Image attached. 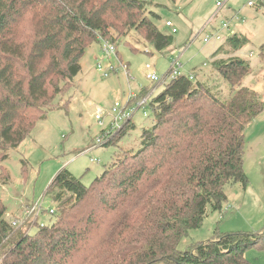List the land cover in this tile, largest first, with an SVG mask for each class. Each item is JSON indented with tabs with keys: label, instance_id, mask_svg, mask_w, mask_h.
<instances>
[{
	"label": "trees",
	"instance_id": "16d2710c",
	"mask_svg": "<svg viewBox=\"0 0 264 264\" xmlns=\"http://www.w3.org/2000/svg\"><path fill=\"white\" fill-rule=\"evenodd\" d=\"M147 3L0 0L1 160L53 110L94 43L116 45L134 31L157 52L173 45L174 37L147 16ZM247 42L232 36V55L213 62L231 88L229 99L180 74L153 99L154 124L143 129L139 152L106 168L89 186L62 170L46 193L59 208L44 228L33 234L29 223L15 229L3 220L7 208L0 199V264H251L245 252L264 249V230L218 234L179 248L203 225L209 208L222 211L227 187L248 185L245 131L264 113V102L243 87L251 65L235 53ZM260 53L263 62L264 45ZM130 125L103 147H117Z\"/></svg>",
	"mask_w": 264,
	"mask_h": 264
},
{
	"label": "rangeland",
	"instance_id": "374dc122",
	"mask_svg": "<svg viewBox=\"0 0 264 264\" xmlns=\"http://www.w3.org/2000/svg\"><path fill=\"white\" fill-rule=\"evenodd\" d=\"M217 1L148 0L147 16L161 33L174 37L173 45L162 52H157L134 31L115 43L119 58L113 55L110 61L107 60L99 43L87 50L82 59V73L58 97L53 110L37 123L18 148L7 152L6 159L0 158V199L7 208L3 220L12 226L15 219L24 217L25 206H31L32 201L41 197L45 199V210H58L59 204L46 193L62 170L89 186L106 168L139 152L143 129H150L154 124L151 103L173 79L166 75L176 58L179 57L182 64L180 74L189 76L194 69L195 83H207L220 99H229V84L213 71L211 64V55L220 43L216 40L204 42L212 34L219 33L224 40L234 34L248 37L247 44L238 52V56L251 65L243 87L255 99L264 102V59L262 62L260 53L264 45V5L261 6L258 0H220L224 5L219 10ZM251 1L255 6L248 5ZM167 22L173 24L178 34L172 33ZM225 23H229L228 29L222 28ZM99 63L105 67L112 64L116 73L112 72L108 78L102 77L96 70ZM121 63L129 68V74L122 69ZM147 65L154 66L160 78L166 77L165 82L149 81ZM152 90L148 106L133 116L117 147H103L105 141L102 138L114 121L112 109L115 104L120 103L128 109ZM97 115H101L103 125ZM245 137L244 169L248 185L227 187L228 201L222 211L209 208L203 225L182 239L180 250L211 241L218 234H260L264 230V113L246 128ZM52 220L55 217L47 212L39 222L50 223ZM245 257L251 264H264V249L250 248Z\"/></svg>",
	"mask_w": 264,
	"mask_h": 264
},
{
	"label": "built area",
	"instance_id": "2783aa9c",
	"mask_svg": "<svg viewBox=\"0 0 264 264\" xmlns=\"http://www.w3.org/2000/svg\"><path fill=\"white\" fill-rule=\"evenodd\" d=\"M258 1L260 2L262 0H258ZM223 5L224 4L220 0L217 1L216 6L219 10L223 7ZM248 5L253 7V6H255V2L251 1L248 3ZM166 26L168 28H172L173 34H175L177 32V30L172 27L171 22H167ZM222 28L228 29L229 23L223 24ZM211 40H216V41L220 42L223 39L219 33H216V34H212L210 37H206L204 39V42L209 43ZM100 45H101V52L107 60L110 61V58L113 55L117 56V49H116V46L114 44L106 42L104 40H101ZM121 67L127 74H129V70H128V67L126 65L121 63ZM181 68H182V64L180 62V59L177 58V59L173 60L169 74H167L166 77H168V75H171L174 79V78L180 76V69ZM146 69L148 71L147 79L149 81H151L153 83H158V84L162 83L163 81L165 82L166 77L160 78L157 75V72L154 70L153 66L147 65ZM96 70L101 74L102 77L108 78L112 72L116 71V68L112 64L108 65L106 68L105 66H103L102 63H99L96 66ZM190 79H193V77L190 76ZM152 93H153V90L151 92L148 91L146 95H144L142 98H140L136 102H134V105L128 109H125L124 107H122V105L120 103L115 104L114 108L112 109L114 121L111 125L110 130H107L105 133V136L102 138V139H104L105 143H107L112 138V135L116 131L117 132L120 131L125 123H127L128 121H132L133 116L140 109H143L146 106H148V104H149L148 102L152 97ZM98 112L100 113V110H98ZM97 120L100 122V124H102L101 115H97ZM121 123H123V124L121 125ZM44 201H45L44 197H41L36 202H34L31 206L26 207L24 209V217L22 219H15L12 222V227H17V226H21L22 224L29 223L28 233H31L35 228H44L47 225V223L39 222L40 218L42 216H44L47 212L50 216L56 215V209H54V208H49V210H45Z\"/></svg>",
	"mask_w": 264,
	"mask_h": 264
},
{
	"label": "crops",
	"instance_id": "0c3cea01",
	"mask_svg": "<svg viewBox=\"0 0 264 264\" xmlns=\"http://www.w3.org/2000/svg\"><path fill=\"white\" fill-rule=\"evenodd\" d=\"M172 27H173V24H172ZM175 34H178V31L175 33ZM234 35H237V34H234ZM233 35V36H234ZM238 36V35H237ZM239 37V36H238ZM241 37H245V38H247L248 39V37L247 36H241ZM227 41H228V39H223L222 41H220L219 43H220V46L213 52V54L211 55V64H212V69H213V71H215L217 74H218V72L215 70V68H214V66H213V62L214 61H216V60H222V59H227V58H229L232 54L231 53H228L229 51H228V49L230 48V47H228L227 46ZM100 44V43H99ZM226 44V49L225 50H222V47L224 46ZM101 47V46H100ZM221 49V50H220ZM100 50H101V48H100ZM117 56H118V58H119V53L117 52ZM235 56H237V57H239L238 56V53H235ZM179 58V57H178ZM177 59V58H176ZM180 59V58H179ZM107 68V67H106ZM153 68H154V70L156 71V69H155V67L153 66ZM82 70H83V66H82ZM128 70H129V68H128ZM192 71H194V69L192 70ZM192 71H191V74L189 75V76H192L193 77V79L195 80V76H194V74L192 73ZM212 71V72H213ZM98 72V71H97ZM195 72V71H194ZM81 73H82V71H81ZM115 73H116V71H115ZM183 75V74H182ZM206 78H209V76H207ZM34 202H36V201H32V203L30 204V205H32ZM25 207H27V206H25Z\"/></svg>",
	"mask_w": 264,
	"mask_h": 264
}]
</instances>
